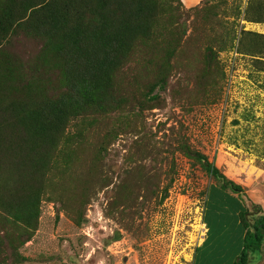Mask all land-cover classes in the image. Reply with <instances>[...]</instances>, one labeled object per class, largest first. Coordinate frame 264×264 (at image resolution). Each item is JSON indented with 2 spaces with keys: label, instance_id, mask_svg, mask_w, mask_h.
<instances>
[{
  "label": "rangeland",
  "instance_id": "1",
  "mask_svg": "<svg viewBox=\"0 0 264 264\" xmlns=\"http://www.w3.org/2000/svg\"><path fill=\"white\" fill-rule=\"evenodd\" d=\"M251 1L204 0L177 9L172 25L180 41L169 37L176 52L165 84L152 90L160 80L156 64L142 62L123 76L128 100L118 112L103 115L94 106L70 118L41 184L38 220H29L35 205L19 197L16 180L9 201L0 202V264H232L231 256L215 260L213 251L236 246L240 216H215L206 201L209 186L221 182L180 146L185 141L250 186L246 204L264 212L256 204L258 192L264 197V18L248 20V9L259 11L264 0ZM41 45L22 32L7 45L22 82L42 77L32 71ZM7 68L0 69V96L15 100L23 84ZM55 75L44 73L50 94L60 96ZM81 212L78 225L73 217ZM204 216L210 233L196 253L207 233ZM249 264H264V243Z\"/></svg>",
  "mask_w": 264,
  "mask_h": 264
},
{
  "label": "trees",
  "instance_id": "2",
  "mask_svg": "<svg viewBox=\"0 0 264 264\" xmlns=\"http://www.w3.org/2000/svg\"><path fill=\"white\" fill-rule=\"evenodd\" d=\"M181 7H185L181 0H0V69L9 66L7 76L12 73L18 82L23 81L21 65L11 67L10 56L5 53L12 37L22 32L41 41L32 71L43 73L41 78L22 82L24 94L18 99L12 100L15 95L8 100L0 96V202L9 201L14 191L10 182L16 180L13 187L20 190L19 197L35 205L29 220H38L41 184L54 164L59 135L70 118L85 109L89 113L94 106L103 115L118 112L128 100L123 94L127 84L123 76L142 62L149 69L156 64L160 80L152 90L165 84L161 79L172 68L169 56L176 52L169 37L180 41L172 18ZM248 17L252 22L262 21L264 3L259 11L255 6L254 13L248 9ZM53 69L63 89L60 96L50 94L51 81L44 76ZM180 150L201 160L221 182L209 186L206 201L215 206V216L232 212L241 219V239L236 246L225 248L229 249L227 253L224 244L214 250L215 260L231 256L232 264H249L250 254L260 252L264 243V212L259 205L255 210L248 207L242 186L209 162L206 155L185 141ZM33 184L36 188L28 194ZM20 213L14 215L15 219L22 218ZM82 214L73 217L78 225L83 221ZM217 219L222 226L221 217ZM204 220L207 237L196 253L208 242L209 223L205 216ZM212 258L206 256L205 260Z\"/></svg>",
  "mask_w": 264,
  "mask_h": 264
},
{
  "label": "crops",
  "instance_id": "3",
  "mask_svg": "<svg viewBox=\"0 0 264 264\" xmlns=\"http://www.w3.org/2000/svg\"><path fill=\"white\" fill-rule=\"evenodd\" d=\"M182 1V3H183V5L186 7V8H193V7H195V6H198V5H200V4H202V2L204 1V0H181ZM256 184V183H255ZM249 187L250 186H246V185H244L243 184V186H242V188L244 189L243 191V197H245V198H247V196H245L246 194H249V191H248V189H249ZM254 186L252 185V187H251V189L250 190H252V188H253ZM258 195L260 196V200H257V202H256V204H258V203H261L263 206H264V202H260V201H263V199H264V197L262 196V195H260V192H258ZM251 197H255V194L254 193H252V196ZM248 206V205H247ZM206 230H207V232H208V228H206ZM207 237V233H206V236H205V238ZM205 238H204V240H205ZM229 245H231V244H229ZM215 250H217V249H215ZM225 251L226 252H224V253H227L228 251H229V249H225Z\"/></svg>",
  "mask_w": 264,
  "mask_h": 264
}]
</instances>
